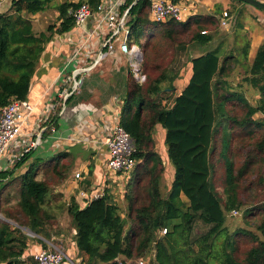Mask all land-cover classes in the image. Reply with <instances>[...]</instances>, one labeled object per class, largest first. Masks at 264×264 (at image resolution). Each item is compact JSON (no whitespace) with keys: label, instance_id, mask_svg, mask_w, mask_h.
I'll return each mask as SVG.
<instances>
[{"label":"trees","instance_id":"trees-1","mask_svg":"<svg viewBox=\"0 0 264 264\" xmlns=\"http://www.w3.org/2000/svg\"><path fill=\"white\" fill-rule=\"evenodd\" d=\"M50 2L12 0L9 11L0 14V107L11 98L26 99L53 26L35 34L23 13L35 15ZM81 4L58 7L57 32L72 28L68 10ZM148 13L145 1L129 11L133 44L144 54L146 82L139 85L129 74L120 109L119 123L135 144V165L124 198L127 216L121 218L119 208L108 198L82 209L74 197L70 199L66 213L75 230L80 264H117V260L126 264L146 257L149 264H264V42L251 63L248 43L224 53L219 46L190 58L191 75L168 107L174 81L183 75L171 74L168 66L153 65L158 45L177 43L182 52L192 45L205 46L212 41L207 30H215L218 20L199 15L185 22L153 23ZM237 67L244 74L238 86H233L228 79ZM244 84L255 92V104L241 90ZM257 114L261 117L255 118ZM156 125L165 131L167 158L175 171L165 195L161 192L165 168L153 139ZM63 157L66 154L47 162L54 165L45 173H67V164H60ZM37 173L29 169L8 184L6 189L17 186L13 187L16 194L1 192L0 213L41 235L45 225L54 222L46 208L59 195ZM12 176L13 172H0V181ZM233 211L241 212L254 231H229L225 217ZM197 227L201 230L195 233ZM162 229L167 232L158 239ZM25 249V234L0 223V264H36L31 257L23 259ZM11 259L18 261L8 263Z\"/></svg>","mask_w":264,"mask_h":264},{"label":"crops","instance_id":"crops-1","mask_svg":"<svg viewBox=\"0 0 264 264\" xmlns=\"http://www.w3.org/2000/svg\"><path fill=\"white\" fill-rule=\"evenodd\" d=\"M88 1L51 0L42 12L35 15L23 13L24 17L30 19L35 34L45 33L50 26H53V32L40 55L34 75L30 80L26 100L33 106V112L30 114L26 124L23 125L21 135L10 145L8 151L0 159V172H13V177H17L25 174L29 169L39 172L53 166L54 163L38 164L43 158L40 156H43V153L47 150L49 151L44 157L51 154L55 158L58 155L63 156V154H66V157L61 158L60 164H67V173L70 170L71 172L66 176H62V188L55 191L57 193L55 195L60 194V198L57 202L50 200L47 208L54 221L58 220L56 213L59 209H65L66 213V207L70 204L72 197H74L75 203L80 209L87 206L79 195L82 189L85 191H96L104 188L106 196L103 198H108L109 203L119 208L121 218L127 216L124 199L126 184L124 183L128 180H125L122 176L109 177L106 175L104 168L108 159V152L103 141L119 120L120 109L126 97L128 77L131 73L130 67L125 56L118 50L109 53L104 59L99 58L100 53L106 51L105 42L110 40L106 24L101 20L100 13L94 12L82 25L73 24L72 28L67 32H57V28L61 23L58 7L64 3L78 4L80 2L96 7L102 0H92L91 4ZM129 1L132 2L127 5ZM257 1L264 3V0ZM138 2L139 0H123L119 8L120 13L128 12L126 21L129 30V11ZM176 2L192 8L191 16L187 17L185 21L199 15L215 16L218 20V29L208 31V34L212 36V41L208 44L209 47L192 46L191 52L198 51V53L197 55H192L191 58L198 57L203 52L213 50L219 46L221 48L225 45L227 46L224 38L221 37V33L217 30L221 31L223 29L219 26V19L222 12L227 11L230 0H177ZM148 4L150 3L148 2ZM10 7L11 0L2 1L0 3V14L8 12ZM234 22H236V17L232 13L230 15V28L232 26L234 28ZM242 31H244L242 34L243 40L239 44H249L248 63H251L257 49L264 42V27L255 26V24L245 21ZM133 39V33L130 30V45L133 44ZM233 44L237 43L234 41ZM133 46L137 45L133 44ZM238 46L236 47L238 48ZM184 71L183 78H178L174 81L175 89L170 98L167 99L168 107L171 106L173 98L184 87L191 75L190 68L184 69ZM75 72H81L84 78L80 93L69 97L59 107L52 109L58 100V94L63 86L71 83L73 76L76 74ZM56 109L60 111L58 112ZM52 128L54 132H51ZM38 132L43 135L41 143L39 142L35 149L24 154L21 160L17 161L16 158L21 153L26 141L29 138L33 139L31 135H35ZM164 137V129L160 125H156L153 139H155L154 142H161V159L165 168L161 179V190L163 194H166L173 182L175 171L167 158ZM43 144L48 145V148L44 147ZM39 148L40 152L33 159L31 154L39 150ZM79 172L80 178L75 180L73 176ZM122 191L125 192L123 195ZM52 193L54 194L53 190ZM181 199L184 202L186 201L183 195ZM0 223H7L21 231H30L5 219L1 213ZM51 226L47 224L43 229V234H35L40 240H30L26 232L22 231L26 236V249L22 256L23 259L33 258L36 253L45 249L47 244L51 243L50 241H59L61 237H64L63 230H60L62 227L61 223L57 222L55 224L54 233L56 235L52 234ZM74 235L75 230L73 228L71 248L64 253L68 258L65 262L68 264L78 263L79 260V258L75 260L73 257V255H78ZM42 243L45 244V247Z\"/></svg>","mask_w":264,"mask_h":264},{"label":"built area","instance_id":"built-area-1","mask_svg":"<svg viewBox=\"0 0 264 264\" xmlns=\"http://www.w3.org/2000/svg\"><path fill=\"white\" fill-rule=\"evenodd\" d=\"M2 1L9 0H1L0 3ZM139 1H148L150 3L148 18L153 23H166L169 20L184 22L187 17L191 16L192 8L179 2L172 0ZM122 3L123 0H102L93 9L88 3H82L78 8L70 10L69 15L72 17L74 24L79 26L84 24L94 12L100 13L101 20L106 24L110 40L105 42L106 51L100 53L99 58L104 59L109 53L118 50L125 56L133 79L137 84L142 85L145 82V76L141 72L143 54L140 48L129 43L130 30L127 27L126 21L128 12H119ZM229 25L230 15L227 11H224L219 19V26L226 29ZM201 34H206V32H201ZM75 73L71 83L63 86L61 92L58 94L55 107H52V109L59 107L69 97L80 93L84 78L81 72ZM32 112L33 106L26 99L11 98L6 105L0 107V159L8 151L10 145L21 135L22 127L26 124ZM51 132H54L53 128ZM31 136H33V139L29 138L26 141L21 153L16 158L17 161H20L24 154L35 149L39 145V142L41 143V140H43V135L40 132ZM103 144L108 152V159L104 168L106 175L109 177L122 176L125 180H128L135 165V160L133 159L135 144L131 136L121 127L119 120L111 132L104 138ZM73 178L78 180L80 172L74 174ZM124 179L122 180L125 181ZM124 193L122 191V195ZM79 195L84 200L85 205H88L92 201L105 197L106 192L104 188L97 189L96 191H85L82 189ZM237 214V211L232 212V216H236ZM166 232V229L160 230L159 236H164ZM33 259L36 264H64L68 258L63 251L52 243H48L45 249L40 250L33 256ZM132 263L149 264V261L140 258L134 262H126V264ZM117 264L124 263L122 260H117Z\"/></svg>","mask_w":264,"mask_h":264},{"label":"rangeland","instance_id":"rangeland-1","mask_svg":"<svg viewBox=\"0 0 264 264\" xmlns=\"http://www.w3.org/2000/svg\"><path fill=\"white\" fill-rule=\"evenodd\" d=\"M227 13L229 15H232V13H233L236 17V22H234V28H233V26L230 28V25H229V27L226 28L227 30H224V28L221 31L217 30L219 33H221V35H222L221 37H223L224 41L227 43V46L225 45L226 47L224 46L223 48H221L222 53L230 50L232 47H234L236 45H239L241 40H243L242 34L244 31H242V30H243L245 21H249L252 24H255V26L259 25V26L264 27V12L253 7V6H250L248 4L230 0V5L227 8ZM216 29H218V28L216 27ZM208 31L209 30H207V34H208ZM246 34H248V33H246ZM133 41H134V39H133ZM234 41L237 44H233ZM176 44H169L167 42H165V44H159L158 45V51L156 53L157 60L155 61V64H153V65L168 66L171 74H175L176 72H181L180 75H184V72H185L184 69H188L187 62L190 60L192 55H195V54L197 55L198 51L191 52V47L194 46V45H192L190 47H187V50L182 52L181 50H179V48H177L178 46ZM204 47H209V45L207 44ZM143 60H144V54H143ZM142 65H143V61H142ZM142 69L143 68L141 66V72L145 76V82H146V75L143 73ZM151 72L154 73L153 70ZM243 72H244V70H242V68L237 67L236 70L230 75V77L228 79L229 83L233 86H238V83L241 82V78L244 74ZM241 90L244 92V94H245L246 98L249 100V102L251 104H255V101L257 99L255 92L245 84L242 86ZM260 117H261V115H259V114H257L255 116V118H260ZM154 141H155V139H154ZM154 143H155V148H156L157 152L159 153L160 157L162 158V152L160 151L161 142L157 141ZM156 143H157V147H156ZM43 145H44V147L48 148V145H45V144H43ZM48 151L49 150L44 152L43 156H40L43 158L41 161L38 162V164L44 165L45 163L52 160V158L54 156H52L51 154L44 157L46 155V153H48ZM38 152H40V148H39V150L34 151L31 154V157L33 159L35 157H37ZM46 170L51 171L50 168L43 169V171H39L37 173L38 174L37 178L38 179H45L48 182V184L51 186V190L54 191V194H57V193H55V191L62 188V185H61V183H62L61 181L63 180V179H61V178H63L62 176L63 175L66 176L68 173L71 172V170L68 173L62 172V173H60L59 176L58 175L54 176V173L46 174L45 173ZM15 177L16 176H14V178H13V176L11 178L8 177V179H6L5 181L0 182V194L2 191L3 192L5 191V189L9 183L15 182V179L16 178L18 179L19 176H17L16 178ZM125 184H127V182H125ZM11 186L8 189H6V191H10L11 193H13L15 195L16 193H15V190L13 189V187H17V186H12V187ZM161 192H162V190H161ZM58 195L60 196V194H58ZM59 196H57L58 198L56 197L57 200L60 198ZM10 204H11L10 206H13L14 203L11 202ZM46 210H47V208H46ZM56 214H57L58 220H55L53 223L50 224V225H52L50 230H51L52 234L56 235L54 233L55 224H57V222L61 223L62 227L60 230H63L64 237L63 238L61 237V240H59V241L54 240V241H50V242L54 246H56L57 248H59L61 251H63L65 253V251L67 249L71 248V243L73 240V237H72L73 225L71 223L70 218H68L69 216L65 213V209H61V210L59 209ZM122 218L125 219L126 216L122 217ZM225 218H226L225 226L228 228L229 231H233V230H236L238 228H244L247 230L254 231V227L252 225H250L249 223L245 222V219H244L243 215L241 214V212H239L236 216H231L230 213H228ZM199 230H201V228H198V227L195 228V233H198ZM22 231L26 232V234L28 235L27 237L30 240H40L31 231H28V230H22ZM57 234H59V232H57ZM73 257L75 260H77V258H79L78 263H75V264H80L81 258L78 255H73ZM145 259H146V261L147 260L149 261V257H146Z\"/></svg>","mask_w":264,"mask_h":264},{"label":"water","instance_id":"water-1","mask_svg":"<svg viewBox=\"0 0 264 264\" xmlns=\"http://www.w3.org/2000/svg\"><path fill=\"white\" fill-rule=\"evenodd\" d=\"M239 2H243L245 4H248L250 6H253L261 11L264 12V3L263 2H260V1H257V0H237ZM162 237L161 236H158V239H161ZM156 252H155V247H153V250H152V257L154 258ZM13 261H18V259H11L8 261V263H11Z\"/></svg>","mask_w":264,"mask_h":264}]
</instances>
